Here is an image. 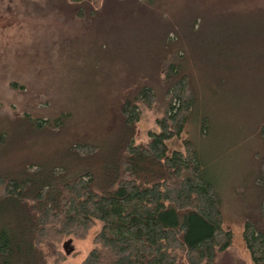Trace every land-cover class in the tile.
I'll list each match as a JSON object with an SVG mask.
<instances>
[{"label":"trees","instance_id":"trees-1","mask_svg":"<svg viewBox=\"0 0 264 264\" xmlns=\"http://www.w3.org/2000/svg\"><path fill=\"white\" fill-rule=\"evenodd\" d=\"M70 1L79 13L104 9H92L95 0ZM200 11L160 23L141 40L156 82L116 101L118 125L108 141L84 139L68 126L69 112L0 122V264H61L67 250L54 239H83L97 222L95 246L81 264H213L230 246L223 199L189 128L209 133L205 96H264V32H254L264 31V21L237 27ZM139 101L162 113L145 141L136 139ZM244 139L254 143L252 163L231 192L249 198L242 237L251 264H264L263 116ZM175 140L181 147L171 146Z\"/></svg>","mask_w":264,"mask_h":264},{"label":"rangeland","instance_id":"rangeland-1","mask_svg":"<svg viewBox=\"0 0 264 264\" xmlns=\"http://www.w3.org/2000/svg\"><path fill=\"white\" fill-rule=\"evenodd\" d=\"M103 1L90 4L102 11L82 8L79 13L70 0H0V122L9 124L14 115L47 119L69 112L71 129L89 141L106 142L118 125L116 101L143 81L156 82L148 77L141 40L157 32L158 24L181 22L186 13L193 17L200 10L215 23L222 18L237 27L264 21V0ZM224 94L205 96L209 133L202 136L195 124L189 131L223 199V227L232 233L230 246L213 264H251L240 222L249 198L241 201L231 189H237L252 163L248 152L254 143L244 136L264 117V96L257 98V107L244 91ZM138 105L136 139L145 141L148 131L158 130L155 118L162 113L156 105ZM171 146L181 147L176 140ZM100 227L97 222L83 239L55 238L67 250L60 263L81 264Z\"/></svg>","mask_w":264,"mask_h":264}]
</instances>
